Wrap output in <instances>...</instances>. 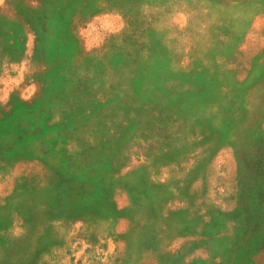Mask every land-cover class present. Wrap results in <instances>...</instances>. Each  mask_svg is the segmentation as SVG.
I'll list each match as a JSON object with an SVG mask.
<instances>
[{"label": "rangeland", "instance_id": "rangeland-1", "mask_svg": "<svg viewBox=\"0 0 264 264\" xmlns=\"http://www.w3.org/2000/svg\"><path fill=\"white\" fill-rule=\"evenodd\" d=\"M0 264H264V0H0Z\"/></svg>", "mask_w": 264, "mask_h": 264}]
</instances>
